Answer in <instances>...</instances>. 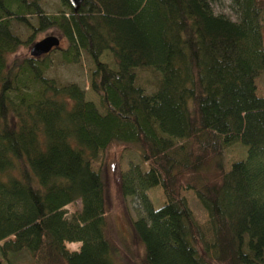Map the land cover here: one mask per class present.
Segmentation results:
<instances>
[{
  "label": "trees",
  "instance_id": "1",
  "mask_svg": "<svg viewBox=\"0 0 264 264\" xmlns=\"http://www.w3.org/2000/svg\"><path fill=\"white\" fill-rule=\"evenodd\" d=\"M61 1L47 14L40 0H0V264L21 251L32 264H264V0H231L236 21L213 12L220 0ZM11 22L29 29L26 39ZM50 29L66 41L63 62L91 60L99 108L78 85L45 75L50 54L8 62ZM106 51L116 70L101 62ZM142 69L160 76L152 94L136 84ZM235 143L247 156L227 169ZM112 144L147 166L129 167L119 183L142 209L130 222L143 248L136 260L109 229L96 164ZM157 186L166 200L154 208L147 191ZM77 200L80 213L67 218Z\"/></svg>",
  "mask_w": 264,
  "mask_h": 264
},
{
  "label": "rangeland",
  "instance_id": "2",
  "mask_svg": "<svg viewBox=\"0 0 264 264\" xmlns=\"http://www.w3.org/2000/svg\"><path fill=\"white\" fill-rule=\"evenodd\" d=\"M42 10L47 14H56L64 9L61 0H40ZM213 12L217 15H224L232 21H236V16L231 7V0H220L211 3ZM31 23H35V18H30ZM13 34L24 40L30 31L24 25L11 22L10 25ZM47 36H55L59 39V47L66 46V41L55 29L37 34L33 41L28 45L19 46L14 53L8 55V62L15 58H22L29 55L32 45ZM59 47L53 49L50 54V67L45 75L53 78L59 84H76L84 92L85 101H90L99 108V100L97 95L89 88V72L93 65L89 57L82 54L81 59L77 63H65L60 57ZM30 56V55H29ZM101 62L105 63L110 69L116 70V65L109 52H104L100 57ZM136 84L141 87L146 94L155 92L159 74L151 69L136 70ZM258 93L264 95V72L257 80ZM247 156V148L240 143H235L227 148L224 152L223 162L228 169L231 162L237 160H245ZM100 167L105 185L106 194V212L109 220V229L111 236L122 248L123 254L130 260H136L142 255V245L132 232L130 222L136 220L142 215V209L139 201L134 197H122L119 191L120 175L128 170L129 167L139 165L143 170L147 167L141 164L139 154L130 147L112 144L108 146L97 160ZM147 195L154 208L160 207L166 200L162 189L157 186L150 188ZM184 195L187 199L188 206L199 225H205L208 220L207 212L197 200L192 191H185ZM81 202L75 201L64 207L65 216L70 218L79 214L81 211ZM80 243H65V248L69 252L78 251ZM125 261L123 256L118 255L116 262ZM5 264H32L30 255L27 251H21L18 254L11 255Z\"/></svg>",
  "mask_w": 264,
  "mask_h": 264
},
{
  "label": "water",
  "instance_id": "3",
  "mask_svg": "<svg viewBox=\"0 0 264 264\" xmlns=\"http://www.w3.org/2000/svg\"><path fill=\"white\" fill-rule=\"evenodd\" d=\"M82 0H67L73 8L77 7ZM59 47V39L55 36H47L35 42L29 52L33 58H39L43 55L49 54L53 49Z\"/></svg>",
  "mask_w": 264,
  "mask_h": 264
}]
</instances>
